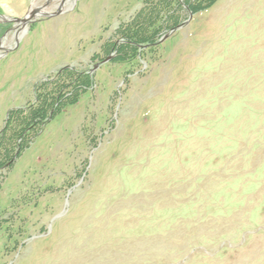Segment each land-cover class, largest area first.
<instances>
[{"label":"rangeland","instance_id":"374dc122","mask_svg":"<svg viewBox=\"0 0 264 264\" xmlns=\"http://www.w3.org/2000/svg\"><path fill=\"white\" fill-rule=\"evenodd\" d=\"M60 3L0 0V264H264V0Z\"/></svg>","mask_w":264,"mask_h":264},{"label":"water","instance_id":"95a60500","mask_svg":"<svg viewBox=\"0 0 264 264\" xmlns=\"http://www.w3.org/2000/svg\"><path fill=\"white\" fill-rule=\"evenodd\" d=\"M64 0H61V3L58 5V7L56 8V12L48 14V13H44V9L46 6H43L42 8H38V9H34V10H30L29 14L26 15L24 17V19L19 20V22L22 25H26L28 23H32L34 22L36 19L38 18H43V19H51L53 17L59 16L62 13V6H63ZM1 17V16H0ZM191 19V16H190ZM107 61V60H106ZM104 61V62H106ZM103 62V63H104Z\"/></svg>","mask_w":264,"mask_h":264},{"label":"bare ground","instance_id":"6f19581e","mask_svg":"<svg viewBox=\"0 0 264 264\" xmlns=\"http://www.w3.org/2000/svg\"><path fill=\"white\" fill-rule=\"evenodd\" d=\"M4 44V43H3ZM2 47H4V46H2Z\"/></svg>","mask_w":264,"mask_h":264}]
</instances>
